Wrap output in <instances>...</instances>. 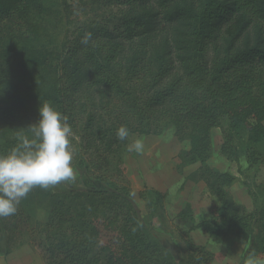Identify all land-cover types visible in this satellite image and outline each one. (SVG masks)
I'll return each instance as SVG.
<instances>
[{"label": "trees", "instance_id": "trees-1", "mask_svg": "<svg viewBox=\"0 0 264 264\" xmlns=\"http://www.w3.org/2000/svg\"><path fill=\"white\" fill-rule=\"evenodd\" d=\"M93 1L113 9L53 46L43 25L56 14L51 0H0V129L16 122L20 137L31 136L39 104L50 103L73 130L72 167L83 181L80 189L35 187L14 215L0 217L6 252L27 241L45 264H212L214 254L187 233L220 243L250 231V256L264 261V203L248 211L228 191L237 177L208 164L211 131L226 117L221 154L237 161L234 138L243 132L247 165H264L256 148L264 141V0ZM120 126L139 135L171 127L188 143L179 166L196 164L188 179L216 198L201 220L189 203L175 215L184 227L180 259L132 199ZM20 137L0 131V154ZM141 194L150 215L163 210L160 192Z\"/></svg>", "mask_w": 264, "mask_h": 264}, {"label": "rangeland", "instance_id": "rangeland-1", "mask_svg": "<svg viewBox=\"0 0 264 264\" xmlns=\"http://www.w3.org/2000/svg\"><path fill=\"white\" fill-rule=\"evenodd\" d=\"M48 5L56 11V14L47 22H43V25L48 30L52 39L49 41L53 46L72 39L78 28L83 25L92 21L102 22L103 17L109 14L108 10L113 9V7H107L104 10L97 7L93 0H51ZM227 126V118L222 117L220 127L212 129V149L208 164L219 171L235 175L238 180L228 187L229 193L248 211L258 210L264 203V165L261 163H256L251 167L247 165V141L243 132L234 138L238 151L237 161L228 160L221 154L222 129ZM20 129V125L14 122L6 123L0 131L2 133L6 131V135H11V137L15 135L20 137ZM136 139L143 141V150L137 153L129 151L127 147L122 155L125 176L132 189V199L145 221L149 223L153 234L176 259H180L184 257V234L182 232L184 227L176 223L175 215L186 203H189L194 218L201 220L207 216L209 207L216 202V198L208 194L203 181L193 182L188 179V175L197 168L196 164L179 166L178 154L188 147V143L178 141L171 127H167L156 135L129 134L128 145ZM256 148L263 153L264 141ZM75 173V182L60 183L52 187L55 190L83 188L81 174L76 171ZM96 186L99 184L97 183ZM149 190L158 191L163 195V210L153 212V215H150L147 200L141 197V193H148ZM36 217L44 219V211L38 210ZM254 233L246 231L241 240L245 243L248 239L253 241ZM187 237L194 243H199L205 238L201 231L197 230L187 233ZM15 252L17 253L16 262L19 264H45L39 250L27 241L13 252L7 253L6 232L0 224V264L12 263V255L14 257Z\"/></svg>", "mask_w": 264, "mask_h": 264}, {"label": "clouds", "instance_id": "clouds-1", "mask_svg": "<svg viewBox=\"0 0 264 264\" xmlns=\"http://www.w3.org/2000/svg\"><path fill=\"white\" fill-rule=\"evenodd\" d=\"M91 38L92 34L86 33L81 43L87 45ZM30 130L31 136H21L16 146L0 154V217L14 215L20 201L35 187L48 189L76 180L70 139L73 130L67 117L44 102L39 104L38 119ZM129 134L126 126H120L116 138L124 141ZM143 147V141L136 139L128 150L139 153ZM248 264H257L254 256Z\"/></svg>", "mask_w": 264, "mask_h": 264}, {"label": "crops", "instance_id": "crops-1", "mask_svg": "<svg viewBox=\"0 0 264 264\" xmlns=\"http://www.w3.org/2000/svg\"><path fill=\"white\" fill-rule=\"evenodd\" d=\"M201 233L205 236V238L203 241L197 244L205 245L206 248L214 254L212 264H248L249 257H251V239H248L245 243L241 239L227 237L220 243H214L208 238L206 234H204L202 231ZM16 256L17 253L15 252L14 257L12 255L13 261L10 264H19V262H16ZM255 259L257 264H264L263 260L257 257Z\"/></svg>", "mask_w": 264, "mask_h": 264}]
</instances>
